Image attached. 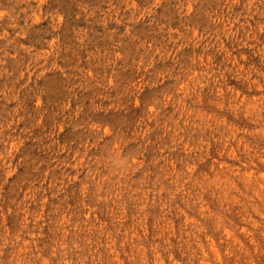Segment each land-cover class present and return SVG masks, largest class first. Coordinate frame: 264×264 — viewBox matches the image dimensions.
Instances as JSON below:
<instances>
[{
    "label": "rangeland",
    "instance_id": "obj_1",
    "mask_svg": "<svg viewBox=\"0 0 264 264\" xmlns=\"http://www.w3.org/2000/svg\"><path fill=\"white\" fill-rule=\"evenodd\" d=\"M0 264H264V0H0Z\"/></svg>",
    "mask_w": 264,
    "mask_h": 264
}]
</instances>
